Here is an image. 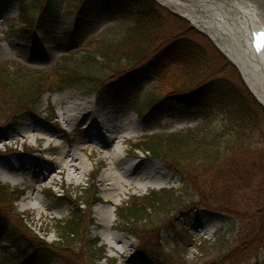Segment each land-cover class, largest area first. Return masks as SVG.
Wrapping results in <instances>:
<instances>
[{
  "label": "rangeland",
  "instance_id": "374dc122",
  "mask_svg": "<svg viewBox=\"0 0 264 264\" xmlns=\"http://www.w3.org/2000/svg\"><path fill=\"white\" fill-rule=\"evenodd\" d=\"M26 1L31 7L37 0ZM79 1L81 4L86 0ZM90 1L91 4L81 14L76 7L72 9L75 0H42L41 7L30 14L37 22L30 28L22 21L19 1L0 0V67L24 65L34 72H43L50 81L47 85L55 87L43 95L35 109L31 107V110L24 112L13 106L8 97L0 99V166H14L13 170L0 169V182L8 186L11 192L15 190V197L18 196V190L24 191V195L15 201L17 214L26 218V226L19 227L32 236V239L38 237L49 245L48 258H45L30 255L31 247L21 243L18 245L11 238L0 241V264H109L110 259L114 264H121L119 252L112 250L105 242L106 234L112 237L116 233L126 237L127 253L133 255V262L136 263L264 264V208L253 207V195L250 193L254 189L253 185L247 183V186L239 190V194L250 205L237 210L234 214L237 217L210 212L199 206L203 202L202 196L187 185L189 172L204 174L200 162L192 166L185 164L188 161L182 162L180 164L187 169H175L157 157L141 150L136 151L133 145L144 135L146 136L140 144L152 136L164 137L176 133L189 136L193 131L200 130L201 127L196 126L203 122L206 124L196 111L198 107L191 108L188 103L167 99L170 98L167 97L168 93L174 90L186 95L195 94L202 89L208 90L207 95L212 92L207 102L210 105L213 102L212 109L216 117L215 121H211L209 129H214V126L219 129L221 126L226 127L231 121L229 116L224 115L223 109L217 107L221 105L218 97L222 95L229 99L238 96L235 104L242 110L241 113L250 112L264 126V113L255 106L252 97L243 87L244 79L240 70L224 56L204 31L194 27L183 13L178 14L172 1L166 4L167 0H152L159 18H163L162 29L156 34L150 32L152 41L148 44L146 40L143 48L148 50L140 61L112 76L95 71V81L100 89H105V97L112 89L114 79L122 77L124 73L128 75L138 72L140 91L133 92L131 102L114 96L103 100L81 85L69 84L68 74L65 76L60 71L64 65L59 62L60 58L71 57L75 63L83 65L87 61L84 54L87 46L95 48V43L102 34L108 31L116 34L123 29L118 19L116 22L114 18L95 19L88 14L93 12L95 3L106 1L110 6L113 0ZM244 1L254 5L259 2L264 4V0ZM50 3L56 5L57 11L54 14L43 10L44 4ZM114 7L116 9L117 5ZM80 21L89 33L84 44L64 35L71 32ZM47 32L52 34L50 37L59 36L61 40L53 42L48 39L42 42ZM177 40L187 47L196 64L191 67H173L170 78L173 82L176 81L175 87L169 83L162 84L154 76L148 75L143 67L152 60L155 53L164 52ZM123 45L125 46L124 43ZM224 85L227 86L226 89L221 88ZM153 96H160L162 99L153 105V102H147ZM195 99L197 102L202 100ZM203 105L201 103L200 107L204 108ZM67 109L74 113L80 110L77 116L85 118L79 122L67 120L61 116ZM89 116L93 118L86 121ZM103 117L106 118L105 123L114 128L115 134L125 135L129 140L119 143L118 140L103 139L101 135L105 129L100 123ZM202 129L206 128L202 126ZM26 135L31 138L25 139ZM261 135L253 140L260 143ZM41 138H51L52 146L48 151L42 149L47 143ZM256 142L251 144L254 148L250 147L254 152L263 148ZM69 150L85 162H78L85 172H75L71 167L68 174H63L59 167L53 172L56 179L52 182L50 179L45 181V177L35 171L34 166L38 164L58 165L63 154ZM61 164L65 165V162ZM191 168L197 170L191 171ZM94 173H98L95 178L98 189L96 197L101 201L110 197L113 203L103 205L98 202L93 207H81V203L87 199L86 192L77 196L75 192L92 183ZM145 175L149 178H142ZM223 178L219 185L231 187L232 184L228 182L233 180L232 176ZM130 182L133 183L132 189L127 186ZM122 184L125 185L122 187ZM167 189L175 192L177 198V202L168 207L172 209L170 213H167L168 210H159L140 223L129 222L118 215L119 209L133 203L135 198L142 201L152 192ZM73 191V204L68 200L66 203L65 199L59 201L55 198L56 194L70 195ZM208 194L205 192V195ZM106 206L113 210L115 225L110 229L95 227L97 208L102 207L104 211ZM76 208L82 209V227L76 232V236L62 241L57 221L71 217ZM250 213V217L246 218ZM4 218L12 227L18 225L17 217L6 215ZM101 221L104 224L103 217ZM101 255L108 260L98 259Z\"/></svg>",
  "mask_w": 264,
  "mask_h": 264
},
{
  "label": "trees",
  "instance_id": "16d2710c",
  "mask_svg": "<svg viewBox=\"0 0 264 264\" xmlns=\"http://www.w3.org/2000/svg\"><path fill=\"white\" fill-rule=\"evenodd\" d=\"M17 1L21 3L22 21L31 28L35 21L30 14L31 12L34 14L41 7L42 0L35 1L31 7L28 6V1L26 0ZM89 1L86 0L80 4L79 0H75L72 9L74 7H76L75 9L80 7L84 9V7L91 4L92 1ZM116 5L117 8L115 9L114 6ZM94 8L90 14L91 18H114L115 22L118 19L121 21L120 25L123 29L116 34H111L110 31L102 34L99 40L96 41L95 48H92V45L87 46L84 49L87 61L83 65L75 63L73 58L67 56L60 58L59 62L64 63L60 71L65 76L66 73L68 74L69 84L73 86L81 85L99 95L100 88L95 81V77H97L95 71L108 73L107 75L112 76L119 70L129 69L130 65L139 62L140 58L148 50L143 48L146 40L148 44L152 41L150 32L156 34L162 29L163 18L162 20L159 18L157 8L152 0H113L110 6H108L106 1L105 3L99 1L95 3ZM43 10L53 14L57 11L56 5L51 3L44 4ZM139 33L141 34L140 36ZM50 35L52 34L47 32L43 40L49 39L53 42L61 40L59 36L53 35V37H50ZM64 35H66V38L70 37L74 41L84 44L89 33L86 30V26L81 23L75 26L74 30ZM151 59L149 63L145 64V70L150 76L156 77L162 84L166 85L169 83L175 87L176 81L173 82L170 78V72L173 67L183 65L191 67L196 64V61H192L187 47L178 42V40L164 52L155 53ZM83 71L84 73H82ZM32 72L34 71L26 69L24 65L19 64L7 68H4V66L0 67V99L8 97L11 99L13 106L15 105L22 110L31 107L34 109L35 105L43 98L45 92L52 91L55 87L47 85L50 81L43 72ZM126 74H122V78H117L109 93L114 95L120 92L122 94L130 92V95L126 94L125 100L131 102L129 96L134 97L131 93L140 90L134 81L133 73H130V75ZM126 79L128 82L125 81ZM226 87L224 85L222 88L226 89ZM205 90H198L195 94L189 96L186 94L182 95L177 90L168 93L170 97L178 99V101L188 102L191 108L198 107L196 111L206 122V124L203 122L202 125L196 126V128L201 127L200 130L193 131L189 136L185 133L169 134L164 137L152 136L136 146L143 152L145 151L161 159L175 169L179 167L186 170L187 168L180 164L182 162L188 161L185 164L189 166L197 165L200 162L199 164H201L200 167H202L204 174L189 172L187 185L197 190V193L202 196L203 202L199 206L209 209L210 212L237 217L234 215L237 210H243L247 205H250L249 201L239 194L241 193L239 190L247 186V183L254 187L252 192H250L253 195V207L262 209L264 208V126L257 121L259 118L254 119L250 112L249 114L241 113L242 110L238 108L239 106L236 107L235 104L239 99L238 96H235V98L230 97L229 99L222 95V97H218L221 105L217 107L223 109L225 115L229 116L231 121L226 127L221 126L219 129L214 126V129H209L211 121H215L216 114L214 109H212L213 102L211 105L207 102L212 92L207 95L206 92L208 90ZM159 97L153 96L147 102H153L154 105L156 101L161 99ZM195 98H201L202 100L197 102ZM252 100L254 101L253 98ZM201 103L204 104V108L200 107ZM254 104L264 113L263 107L258 106L255 101ZM202 126L206 129H202ZM194 134L196 135L194 136ZM259 135L262 137L260 143L253 140ZM252 142L258 143L263 148L257 152L250 150V147L254 148L253 145L251 146ZM194 169L197 170V168ZM194 169L191 168V171ZM183 172L186 173V171ZM224 176H232L233 180L228 182L232 184L231 187L219 185V182L224 180ZM74 192H71L70 195L66 193L67 195L55 196L59 201L65 199V202L68 200L67 202L73 204L72 194ZM84 192H86L87 199L81 205L91 207L97 201L95 183L92 182L90 189L83 187L81 190L76 191L75 195H82ZM205 192L209 194L205 195ZM15 194L17 193L11 192L8 186L0 183V239L9 240L11 238L18 245L21 243L31 247V254L48 258L49 245L38 237L32 239V236L30 237L21 229L26 226V218H21V215L16 212L14 203L18 200L20 194L16 197ZM140 200L135 198L133 203H129L119 209L118 215L129 222L140 223L147 220L151 213H156L159 210H168L167 213H170L172 209H168L169 205L177 202L175 192H171L168 189L152 192L146 195L144 200ZM78 202H76L77 206ZM75 211L68 219L57 221L60 234H62L60 236L62 241L76 236V232L82 227L84 221L81 215L82 209L76 208ZM3 213H6L7 216H13V218L17 217L18 225L12 227L11 223L5 220L4 216L6 215H3ZM250 215L251 213L247 214L246 218H249ZM191 243L194 244V242ZM101 258L103 259V255L98 259ZM109 264L113 263L110 262Z\"/></svg>",
  "mask_w": 264,
  "mask_h": 264
},
{
  "label": "bare ground",
  "instance_id": "6f19581e",
  "mask_svg": "<svg viewBox=\"0 0 264 264\" xmlns=\"http://www.w3.org/2000/svg\"><path fill=\"white\" fill-rule=\"evenodd\" d=\"M172 1V5L177 8L178 14L181 12L183 15L190 19L193 25L201 31L207 32L213 40L217 42L218 45L222 48V51L230 56L231 60L235 65L239 67L242 75L245 77L247 85L251 87L252 91L261 100L264 105V59L257 57L256 59L253 58L252 54H250V48L247 44H245L246 40V33L245 30L238 32L237 28L234 29V33L227 34L223 32L224 28L222 27L223 22H220L219 25L216 24L214 21H208V13H214L216 8L225 9L226 11L236 13L239 16L240 22L237 20L239 24V28L241 24L248 25L247 28H250L251 25L255 24V22L259 19H262V15H264V4L262 3H255L251 4L248 1L244 0H167L165 1L166 4H169ZM210 11V12H209ZM218 15L223 16V14L216 12ZM261 15V16H260ZM250 30V29H249ZM236 33V34H235ZM81 112L80 110L77 113H74L67 109V111H63L61 116L65 117V119H69L71 121H80L85 117L77 116L78 113ZM91 111H89L90 113ZM87 113V114H89ZM93 117L89 116V119ZM103 121H100L102 128L105 129L104 134L101 136L103 139H108L111 141L118 140L119 143L123 141L129 140V138L125 135H118L114 133V128L109 127L105 122L106 118L103 117ZM26 138H31V136H25ZM43 139L47 145L43 146L42 149L44 151H48V149L52 146L51 138H41ZM114 148V147H112ZM111 148V150H112ZM85 163L82 158L77 156V154L73 153L71 150L66 151L63 154L62 159L58 162V165H50V166H43V165H35V171L40 175L45 177V181H49V179L54 182L56 176L54 175V170L57 168L61 169L63 174H68L70 172V168L73 167L75 172L84 171L83 167H80L79 161ZM61 162H65V165L61 164ZM158 162V161H157ZM67 163V164H66ZM1 165V164H0ZM85 166V164L83 165ZM0 169L6 170H13L14 166L12 164L0 166ZM108 177V175H107ZM48 178V179H47ZM142 178H149L148 176H143ZM125 184H122V187ZM129 189L133 188V183H127ZM101 204L104 203H113L110 200V197L103 198ZM107 208V209H106ZM104 208L103 211L102 207L97 208V213L94 224L95 227H103V229H110L113 227L114 224V214L113 210H110V206ZM104 214V215H103ZM103 217V222L101 221ZM91 221V220H90ZM116 235V236H115ZM114 236H109L106 234V241L110 248L116 252H119L120 257L122 258L121 264H141L133 262V255L127 253V243L126 237L124 235L116 233Z\"/></svg>",
  "mask_w": 264,
  "mask_h": 264
}]
</instances>
